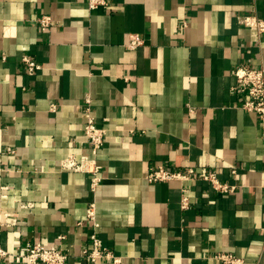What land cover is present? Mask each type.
I'll list each match as a JSON object with an SVG mask.
<instances>
[{
  "label": "crops",
  "instance_id": "1",
  "mask_svg": "<svg viewBox=\"0 0 264 264\" xmlns=\"http://www.w3.org/2000/svg\"><path fill=\"white\" fill-rule=\"evenodd\" d=\"M250 13L264 19V0H0V211L17 218L0 229V264H27L17 256L27 242L60 248L65 264H112L82 255L94 231L121 264H218V251L264 264V140L232 91L237 65L264 66ZM129 33L143 44L126 48ZM86 98L105 129L94 188L61 165L90 155ZM158 165L235 189L193 175L148 182Z\"/></svg>",
  "mask_w": 264,
  "mask_h": 264
},
{
  "label": "built area",
  "instance_id": "2",
  "mask_svg": "<svg viewBox=\"0 0 264 264\" xmlns=\"http://www.w3.org/2000/svg\"><path fill=\"white\" fill-rule=\"evenodd\" d=\"M87 5L90 9L106 7L107 0H87ZM36 21L39 27L45 30L51 25L52 18L48 14H42L36 17ZM243 24L246 27L254 28L258 33H264V19L257 17L255 14L250 13L244 15ZM143 42L144 39L139 33H129L124 42V46L128 49H135L142 45ZM21 60L25 64L28 74L35 73L38 64L31 56L23 55ZM234 77L235 83L232 86V91L240 94L242 97L239 107L246 112L254 113L258 117L262 130V139L264 140V66L252 67L247 64H239L234 69ZM83 113L85 115L83 134L89 145L90 155L81 154L77 158L76 155L69 154L61 160V165L65 169L89 173L91 176V186L94 188L101 180L99 176L100 166L97 164L95 157L103 144L105 129L96 124L89 98L85 99ZM192 175L207 180L216 191L231 192L235 189V185L219 181L213 172L197 174L194 169L189 167L184 171H174L158 165L151 167L145 173L144 177L148 182H156L185 179ZM188 204V196L183 193L181 195L180 206L186 208ZM85 212L86 219L91 221L93 229H96L98 223L95 220L94 204L87 205ZM16 223V217L0 211V229L2 227H10ZM94 232L89 236L90 246L82 251V255L92 263H95L98 259L106 258L112 264H121V256L115 255L109 247L102 243ZM7 254L8 251L0 245V261ZM17 256L21 262L27 264H65L67 259L66 253L60 248L48 247L41 242L25 243L23 251ZM213 257L217 260L218 264H245L243 257L229 251H218Z\"/></svg>",
  "mask_w": 264,
  "mask_h": 264
}]
</instances>
